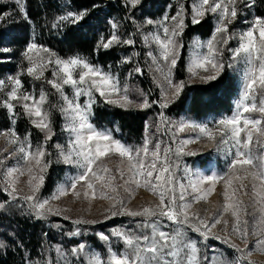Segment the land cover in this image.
<instances>
[{
  "label": "rangeland",
  "instance_id": "obj_1",
  "mask_svg": "<svg viewBox=\"0 0 264 264\" xmlns=\"http://www.w3.org/2000/svg\"><path fill=\"white\" fill-rule=\"evenodd\" d=\"M150 1L103 3L115 65L30 38L15 56L0 45L12 63L0 67V209L56 239L29 264H264V20L253 0ZM205 16L209 35L185 41L186 22ZM224 68L237 82L228 112L163 114ZM100 102L159 110L126 143L117 126L91 123Z\"/></svg>",
  "mask_w": 264,
  "mask_h": 264
},
{
  "label": "trees",
  "instance_id": "obj_2",
  "mask_svg": "<svg viewBox=\"0 0 264 264\" xmlns=\"http://www.w3.org/2000/svg\"><path fill=\"white\" fill-rule=\"evenodd\" d=\"M168 1L151 0L150 3H158L163 7ZM22 3L24 11L14 0L0 1V45L4 43V49L9 50L12 56L22 51L30 38L48 47L60 57L80 55L104 66L115 65L118 62L116 45L105 49L102 43L110 35V25L102 18V14H105L102 7L103 3H110V0H22ZM114 4L117 8L116 2ZM114 6L105 8L110 12L114 11ZM253 11L257 17L264 20V0H253ZM107 15L111 16L112 13ZM211 28L212 20L208 16L197 23L187 21L183 30L185 41L194 34L207 36ZM184 52L185 49L182 50L178 62L179 69L183 68ZM2 57L0 54V58ZM10 64L12 63L9 61L0 62V67ZM146 87L149 89V99L152 103L154 100L150 90L152 86ZM236 90V77L224 68L213 80L183 87L179 95L162 112L166 116L179 117L184 113L194 118L228 112ZM155 109L156 106L153 104L145 109H137L100 102L94 107L90 121L96 128L117 126L121 138L126 143L141 142L144 136V123L149 122L152 116L157 114L159 108ZM53 116L56 121L55 129H58L59 113L56 109ZM5 119L7 120L6 117ZM27 124L26 119L17 120L16 132L23 134L28 128ZM49 178L48 174L46 189L51 185ZM53 238L42 220L26 216L15 207L5 205L0 209V264H29L37 260L41 251L48 247L50 240H56ZM88 241L102 250L95 237L90 236Z\"/></svg>",
  "mask_w": 264,
  "mask_h": 264
},
{
  "label": "water",
  "instance_id": "obj_3",
  "mask_svg": "<svg viewBox=\"0 0 264 264\" xmlns=\"http://www.w3.org/2000/svg\"><path fill=\"white\" fill-rule=\"evenodd\" d=\"M17 2L19 3V5H20V6L22 7V9L24 10V7H23L21 1H20V0H17Z\"/></svg>",
  "mask_w": 264,
  "mask_h": 264
}]
</instances>
